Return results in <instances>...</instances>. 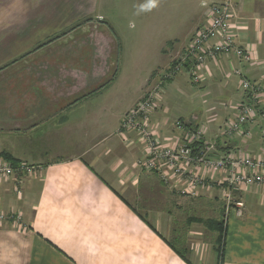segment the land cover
<instances>
[{"label": "crops", "instance_id": "crops-1", "mask_svg": "<svg viewBox=\"0 0 264 264\" xmlns=\"http://www.w3.org/2000/svg\"><path fill=\"white\" fill-rule=\"evenodd\" d=\"M225 1L233 3L236 45L251 61L220 54L199 67V83L188 64L163 77L208 22L204 3ZM126 17H139L143 32L160 40L142 49L148 70L115 116L107 92L120 81L116 22ZM237 71L264 86V0H0V156L42 167L20 183L0 178V264H189L177 251L179 238L164 235L177 230L147 221L127 197L145 178L176 204L190 197L152 172L142 175L137 161L145 145L136 132L120 133L121 121L162 81L150 126L165 144L183 141L180 120L258 155V126H250L248 141L224 136L245 99ZM108 116L117 128L104 145ZM240 195L244 214L233 208L225 219L223 258L214 244L194 249L192 263L264 264V188L245 187ZM196 198L223 203L222 188L206 186Z\"/></svg>", "mask_w": 264, "mask_h": 264}, {"label": "built area", "instance_id": "built-area-1", "mask_svg": "<svg viewBox=\"0 0 264 264\" xmlns=\"http://www.w3.org/2000/svg\"><path fill=\"white\" fill-rule=\"evenodd\" d=\"M209 8V20L197 28L190 45L178 62L163 77L172 78L183 65H190L189 73L194 83H199V67L220 54L233 53L239 59L251 61L245 49L236 45V33L231 1L204 3ZM242 77L241 89L244 101L234 108V118L224 127V136H238L244 141L252 138L250 126L260 129V153H247L240 146L228 147L219 137L208 139L204 127L176 121L175 127L182 133L183 141L176 146L165 144L150 126V117L158 105L162 81L154 85L131 108L121 121L120 133L136 132L145 145L139 165L157 174L170 188L180 194L196 198L199 189L217 185L222 188V199L227 216L233 208L239 216L244 214L245 203L241 192L245 187L264 188V86L257 81ZM39 165L12 163L0 156V178L30 176L41 170ZM6 214L0 213V223Z\"/></svg>", "mask_w": 264, "mask_h": 264}, {"label": "rangeland", "instance_id": "rangeland-1", "mask_svg": "<svg viewBox=\"0 0 264 264\" xmlns=\"http://www.w3.org/2000/svg\"><path fill=\"white\" fill-rule=\"evenodd\" d=\"M119 21L120 22H116V24L120 48L119 53H116L114 56V73L117 72V75L119 74L120 81L115 84L114 88L107 92V97L114 102L112 111L115 116L120 111L124 110V104L127 103L126 97L139 89L141 79L148 70L147 66L149 64L146 63L147 60H144V56L146 55L143 54L142 49L148 45L154 47L160 40L159 38H150L143 32L144 22L139 17H126V19L123 18ZM115 96L121 98L120 102L119 100H114ZM221 104L225 106V102ZM229 108L231 107L229 106ZM226 112L228 118L233 115L229 110H226ZM112 117H106L105 127L108 125L109 127L105 129L103 133L105 137L104 145L114 139L113 135L117 128V119ZM88 129L92 128L88 127ZM79 136L80 134H77V137L72 135L73 138H78ZM137 164L139 165L138 161ZM139 167V169H141L140 171L143 173L142 175H144L147 170L141 166ZM159 180L161 181L160 177ZM162 184L164 185L163 182ZM217 192L218 191L215 190V193ZM132 193L133 194L128 193L127 198L147 221L155 224L157 227H160V223L165 221L167 226L177 230L178 234H174L171 232V229H168L167 233H164V235H166L167 239L172 241L179 238L182 243L176 248L184 254L190 262L192 260L190 258L195 257L194 253L197 249H201L202 253L203 247L205 251L207 248H213L214 244L216 252L217 247L220 246V248H222L221 246L223 243H219L220 232L217 229V223L222 221L223 227L225 228L227 212L225 210L224 201L222 203L220 200L214 199L208 202L190 197L183 200L181 204H176L175 199L177 198L171 196L167 191L162 190L157 180L149 181L146 178ZM190 218L201 220L202 222H192L189 221ZM163 232H166V230H163ZM217 254L219 256L218 252Z\"/></svg>", "mask_w": 264, "mask_h": 264}, {"label": "trees", "instance_id": "trees-1", "mask_svg": "<svg viewBox=\"0 0 264 264\" xmlns=\"http://www.w3.org/2000/svg\"><path fill=\"white\" fill-rule=\"evenodd\" d=\"M178 62V60H176L174 63H173V66L176 64ZM5 157H6V159H7V161H10V162H12V163H19L18 161H16V160H14V159H12V157H10L8 154L7 155H5ZM189 221H200V222H202L201 220H197V219H189ZM210 222V221H209ZM217 229H218V231L220 232V240H219V243L220 244H222V243H224V240H225V237H226V232H225V228L223 227V222L221 221V222H218L217 223ZM173 245V244H172ZM223 245V244H222ZM173 247L176 249V247L173 245ZM222 247V246H221ZM177 251H178V253L185 259V261L187 262V263H189V264H192L185 256H184V254H182L178 249H177ZM217 252L219 253V257L222 259L223 258V254H222V248H220V246L219 247H217Z\"/></svg>", "mask_w": 264, "mask_h": 264}]
</instances>
